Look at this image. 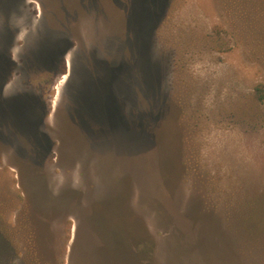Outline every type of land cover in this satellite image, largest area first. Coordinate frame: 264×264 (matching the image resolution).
Listing matches in <instances>:
<instances>
[{"label": "rangeland", "instance_id": "obj_1", "mask_svg": "<svg viewBox=\"0 0 264 264\" xmlns=\"http://www.w3.org/2000/svg\"><path fill=\"white\" fill-rule=\"evenodd\" d=\"M1 65L0 264H264V0H0Z\"/></svg>", "mask_w": 264, "mask_h": 264}, {"label": "trees", "instance_id": "obj_2", "mask_svg": "<svg viewBox=\"0 0 264 264\" xmlns=\"http://www.w3.org/2000/svg\"><path fill=\"white\" fill-rule=\"evenodd\" d=\"M258 90L259 89H257V91ZM261 99H262V96H261ZM110 234H111V236L114 235L113 232ZM28 236L31 239V244L28 245V247H29V257L28 258L39 261L42 258L43 254L41 253L42 251H41V248H40V245L38 244V242L36 240L34 241V239L37 238V237H35L36 234L32 229H28ZM139 247H141V248L143 247L142 243L140 241H139V243L136 244L137 252L139 251ZM148 249H150V248L147 245V250H141V251L148 254V251H149ZM141 251H139V252H141ZM128 252L130 254L132 251H128ZM130 255H132V254H130ZM49 263L50 262H47L46 264H49Z\"/></svg>", "mask_w": 264, "mask_h": 264}, {"label": "flooded vegetation", "instance_id": "obj_3", "mask_svg": "<svg viewBox=\"0 0 264 264\" xmlns=\"http://www.w3.org/2000/svg\"><path fill=\"white\" fill-rule=\"evenodd\" d=\"M6 47H7V46H6ZM8 56H9V52L6 50V51L4 52V55H3L4 62H2L3 65H4L5 67H8L9 65H13L12 62L8 60ZM3 65H1L0 68H1ZM7 79H8V77H5L4 81L6 82ZM46 137H47V135H46ZM47 139H48V137H47ZM48 141H49V139H48ZM50 145H51V142H49L48 146H50Z\"/></svg>", "mask_w": 264, "mask_h": 264}]
</instances>
